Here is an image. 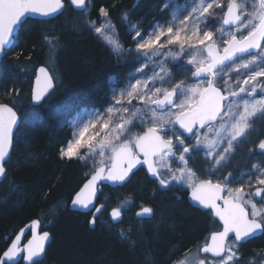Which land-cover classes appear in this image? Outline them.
<instances>
[{
	"label": "snow or ice",
	"instance_id": "6c2138e0",
	"mask_svg": "<svg viewBox=\"0 0 264 264\" xmlns=\"http://www.w3.org/2000/svg\"><path fill=\"white\" fill-rule=\"evenodd\" d=\"M67 3L81 11L87 7V0ZM65 7V0H0V61L15 47L18 29L30 18H54ZM162 11H169L170 19L147 30L129 22L135 45L129 48L120 42L108 9H99L100 26L86 21L117 58L134 54L139 67L128 73L122 87L118 77L110 78L106 107L82 109L72 121V139L60 148L59 156L90 160L91 171L71 204L94 209L89 223L95 224L105 208L96 204L100 185L123 184L135 169L144 167L161 188L174 183L185 187L194 205L208 210L220 224L196 253L189 250L177 264H239L240 246L264 236V166L254 163L239 177L231 172L222 179L212 177L249 137L254 122L264 118V0H187L184 5L169 0ZM45 40L55 48V36ZM170 63L180 65L185 79L175 81ZM54 79L47 67H39L30 97L34 105L51 94ZM19 94V89H10L8 102H0V178L6 176L5 164L20 124L12 103ZM137 127L140 130L133 131ZM257 151L264 154V139L249 149ZM200 152L209 164L206 179L189 166L192 154ZM131 203L125 198L113 207L111 219L121 220ZM153 213L152 207L141 205L135 215ZM40 228L39 219L20 228L0 254V264H14L17 257L26 264H40L50 238ZM26 231L31 238L22 244ZM255 255L264 257V252Z\"/></svg>",
	"mask_w": 264,
	"mask_h": 264
},
{
	"label": "trees",
	"instance_id": "16d2710c",
	"mask_svg": "<svg viewBox=\"0 0 264 264\" xmlns=\"http://www.w3.org/2000/svg\"><path fill=\"white\" fill-rule=\"evenodd\" d=\"M166 1L140 0L133 7L134 0H88L84 12L97 21L99 9H108L119 37L129 47V22L146 30L164 17L161 9ZM65 3L53 19H29L18 29L15 47L0 61V102H8L10 89L20 92L12 102L20 124L0 182V254L19 228L39 219L51 235L40 264H168L180 248L200 237L204 224L184 201L158 191L141 172L116 192L105 194L118 197L119 204L128 197L134 205L143 202L154 210L152 225L130 234L129 243L99 230L97 222L90 228L89 214L68 208L88 177L77 161L59 156L70 140V120L82 109L100 108L112 87L110 78L122 82L132 64L119 62L89 30L73 26L71 17L78 12ZM49 35L57 38L55 48L45 40ZM62 46L63 80L41 105L32 106L29 96L35 70L40 65L49 69Z\"/></svg>",
	"mask_w": 264,
	"mask_h": 264
},
{
	"label": "flooded vegetation",
	"instance_id": "af4514ba",
	"mask_svg": "<svg viewBox=\"0 0 264 264\" xmlns=\"http://www.w3.org/2000/svg\"><path fill=\"white\" fill-rule=\"evenodd\" d=\"M188 142L190 143L191 141H188ZM193 154L198 156V153H193ZM247 154H248V159H255L256 161L249 164L248 162H246V156L244 157L243 161H242L243 157H239L236 162L230 158V161L226 164V166H223L219 170V172H217V174L213 176L212 178L214 180L222 179L223 176L227 175L229 172L233 173L235 177H239L241 173L247 172L248 165H252L254 163H260L264 161V154H261L258 151L254 153L247 152ZM232 162L234 163V166L232 165ZM173 167H179V166L178 164H174ZM208 168H209V164L206 163L205 169H208ZM138 172H141L148 180L153 182V186L157 187L156 189L158 191L170 194L177 201H180V200H182V202L184 201V203L189 208H191L193 212H195L196 216L199 219H201L202 223L204 224V230H203V233L200 235V237H197L188 246L180 248L168 264H177V261L183 259L185 256V253H187L189 250H191L193 254L196 253L197 247L202 246L206 242V240L210 237V234L212 231L220 230V224L209 214L208 210L201 209L196 206H192L189 203L188 198H187L189 190L180 188L175 183L172 186L168 187L167 189L161 188L159 185L155 184L156 179L149 178L147 176L143 167H139L133 173V175L131 176V179ZM201 179H206V178H201ZM246 179L247 177H245V180ZM126 184H123L115 188L100 185L101 191L98 193L96 204L97 202H98L97 205L104 204L105 208L104 210H102L101 213L97 214L96 222H97L99 230L104 231L110 235L115 234L120 240L129 243L130 240H132L130 237V234L132 233L138 234L139 231H141L142 226L152 225V223L154 222L153 218H155V215L153 213L151 217H137L135 215V212L138 211L141 205L151 207V205L141 202V203H137L136 205H134V203L130 204L128 208L124 211L121 220L113 221L111 219L109 213L113 207H116L119 205V202H118L119 198L114 195H112V197L106 198L105 194L107 193L110 194V192L114 193L116 192V188H120ZM232 186L235 187V186H238V184H233ZM92 211L89 213H82V214H89V221H90L92 218ZM93 226L94 224L89 223L90 228H93ZM44 230L45 228H43L41 224L40 231H44ZM121 231L124 232L123 236L121 235ZM27 235L25 236V238L27 237ZM261 252H264V236H258L257 238L250 240L240 246L239 253L241 256V260L239 261V264H245V262L249 260H255L256 264H262V261H264V257H258L255 255L256 253H261Z\"/></svg>",
	"mask_w": 264,
	"mask_h": 264
},
{
	"label": "rangeland",
	"instance_id": "374dc122",
	"mask_svg": "<svg viewBox=\"0 0 264 264\" xmlns=\"http://www.w3.org/2000/svg\"><path fill=\"white\" fill-rule=\"evenodd\" d=\"M186 2H187V0H173V3L180 4V5H184ZM168 3H169V0H167L166 3L162 4V8H163V6L165 4H168ZM84 11L83 12H78V15H74L73 17H71V24L73 26H75V27L76 26H78V27L81 26V27H84L85 29L89 30L92 33V35L94 36V38L97 39L110 53H112L116 57V55L110 50V47L105 43V41L94 32L93 28H91V27L86 25V21L91 20V19L88 18L87 13L84 12ZM169 19H170L169 11H165L164 17H162V19L161 18H157L155 21H153V23H151V26L154 23L164 24ZM100 24H101V17L99 16L98 20L96 21V26L98 27V26H100ZM149 28H147V29H149ZM119 40L124 45V42L121 40L120 37H119ZM130 43L131 44H130L129 47H134L135 46L134 42L132 40V35L130 37ZM129 47H125V48H129ZM63 49H64V47L62 46V47H59L56 50V52H58L55 55L56 59H55V57L53 55V61H52L51 65L49 66L50 74H52L54 76V78H55L54 79V83L56 85H58V83L62 82V80H63V76L62 75L64 73H63V70L61 68L60 62L63 63V60H65V58H61V56L59 55V53ZM68 50H69V53L72 52L71 48L68 49ZM117 60L119 62H121V63H131L132 64V67H131L129 73L132 72L135 67H139V63L135 62V60H134V54L131 55V56H127V57L117 58ZM67 63H70V59L69 58L67 59ZM169 67L172 69L173 75L175 77V81H179V80L185 79V74L183 72L179 71V68H180L179 64H177V65H175V67H173V65L170 63ZM127 76H128V74L124 77L123 81L127 78ZM123 81L120 83V85H118V87H122L123 86ZM109 93H110V90L108 92L107 98L105 99V103L100 107L101 109L103 107L107 106V104L109 102V99H108ZM257 98H259V96H257ZM85 110H87V109H85ZM80 112L75 114L70 120V131H71L70 139H72V135H73V131H74V128L72 126V121L77 118V116H78V114ZM139 130H140L139 127L133 129V131H139ZM259 139H264V118L257 119L254 122V130L250 133L249 137L246 140H244L243 142H241L238 145V147H237V149L235 151V154L231 157V159H233L236 162L239 157H243L242 158V161H243L244 157L246 156V162H248L249 164L254 162V161H256L255 159H248L247 152L250 153L249 149L253 148L254 145L256 143H258ZM73 160L77 161L81 166L85 167L86 173H90V171H91V161L90 160L89 161H81V160H77V159H73ZM233 162H232V165L234 166ZM206 163L207 162L204 159L203 152L198 153V156L195 155V154H192V158L189 160V166L193 169V171H195L197 173V175L200 177V179L201 178H208V176L206 174L207 173V169H205ZM259 164H261V166H264V161L260 162ZM250 168H251V165H248L247 171ZM155 184L159 185L157 180H155ZM179 187L183 188V189H186L183 186H179ZM48 224L49 223H46V224H44V226L48 228L49 227Z\"/></svg>",
	"mask_w": 264,
	"mask_h": 264
},
{
	"label": "water",
	"instance_id": "95a60500",
	"mask_svg": "<svg viewBox=\"0 0 264 264\" xmlns=\"http://www.w3.org/2000/svg\"><path fill=\"white\" fill-rule=\"evenodd\" d=\"M88 1V0H87ZM140 0H134V2H133V7L139 2ZM66 2H67V0H66ZM67 5H68V7L70 8V9H72L74 12H82L81 10H79V9H76L74 6H71V5H69L68 3H67ZM64 10V9H63ZM62 10V11H63ZM84 11V10H83ZM59 14H61V13H59ZM59 14H56L55 15V17H57ZM54 17V18H55ZM30 19H35V20H39V21H46V20H50V19H53V18H45L44 20H42L41 18H39V17H33V18H30ZM42 65H40V66H38L37 68H36V70H35V73H34V77H33V80H32V83H31V86H30V96H29V101H30V104L32 105V106H39V105H41V104H39V105H34L33 104V102L31 101V99H30V97H31V93H32V90H33V88L35 87V78H36V75L38 74V69H39V67H41ZM45 67V66H44ZM52 93V92H51ZM8 161V160H7ZM139 168V167H138ZM137 168V169H138ZM144 168V167H143ZM137 169H135L134 170V172L137 170ZM144 170H145V172H146V174H147V176L149 177V178H153V177H151L148 173H147V171H146V169L144 168ZM133 172V173H134ZM133 174H131V176H132ZM131 176H130V178L126 181V182H124L123 184H126V183H128L129 182V180L131 179ZM4 179V177L3 178H0V182L2 181ZM87 180V179H86ZM86 180H85V182H86ZM84 182V183H85ZM123 184H120V185H112V184H110V183H107V182H105V183H102L101 185H103V186H108V187H111V188H115V187H118V186H121V185H123ZM83 186V184L81 185V187ZM79 190V189H78ZM77 190V191H78ZM75 194V193H74ZM74 194H73V196H74ZM72 196V197H73ZM72 197H71V199H72ZM187 198H188V201H189V203L192 205V206H195L194 205V203H193V201L191 200V198H190V191H189V193H188V196H187ZM71 199H70V201H69V204H68V208L71 210V211H75V212H79V213H89V212H91V211H85V210H82V209H78V208H75V207H73L72 206V204H71ZM96 201H97V199H96ZM197 207V206H196ZM199 208H201V207H199ZM202 209V208H201ZM94 210V209H93ZM34 220V219H33ZM32 221V220H31ZM31 221H29V222H27L26 224H24L22 227H24L25 225H27V224H29ZM21 227V228H22ZM19 230H20V228L16 231V233L12 236V238H11V240L12 239H14L15 238V235L16 234H18V232H19ZM44 231H47V232H49L48 230H44ZM41 232H43V231H41ZM28 234V235H27ZM27 235V237L25 238V236ZM31 238V232L30 231H26V233H25V235H24V237L22 238V244L23 243H27V240L28 239H30ZM11 240H10V242H9V244L7 245V247L10 245V243H11ZM50 241H51V235H50V238H49V240L46 242V244H45V251H46V248H47V246H48V244L50 243ZM6 247V248H7ZM6 248H5V250H6ZM2 254V253H1ZM45 254V253H44ZM44 254H43V257H44ZM43 257L41 258V260L43 259ZM40 260V261H41ZM18 262H21V264H26V262H24L23 260H22V258L21 257H17V259H16V261L14 262V264H16V263H18Z\"/></svg>",
	"mask_w": 264,
	"mask_h": 264
},
{
	"label": "bare ground",
	"instance_id": "6f19581e",
	"mask_svg": "<svg viewBox=\"0 0 264 264\" xmlns=\"http://www.w3.org/2000/svg\"><path fill=\"white\" fill-rule=\"evenodd\" d=\"M111 55H113L112 53H111ZM113 57L115 58V59H117L114 55H113ZM42 66H44V65H42ZM46 67V66H45ZM45 230H47V229H45Z\"/></svg>",
	"mask_w": 264,
	"mask_h": 264
}]
</instances>
